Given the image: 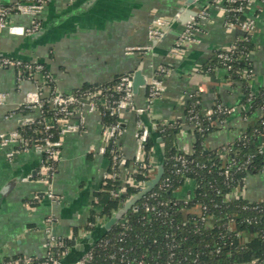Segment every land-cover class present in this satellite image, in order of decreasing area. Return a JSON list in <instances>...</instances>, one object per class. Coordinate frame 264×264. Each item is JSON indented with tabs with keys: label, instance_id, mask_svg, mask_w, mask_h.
Listing matches in <instances>:
<instances>
[{
	"label": "crops",
	"instance_id": "crops-1",
	"mask_svg": "<svg viewBox=\"0 0 264 264\" xmlns=\"http://www.w3.org/2000/svg\"><path fill=\"white\" fill-rule=\"evenodd\" d=\"M17 1L32 0H0V7ZM82 1L44 0L36 15L8 13L5 18L8 24L48 26L34 39L0 28V58L9 55L42 64L51 75L56 91L62 94L73 93L85 85L100 87L137 69L148 82L158 65H166L161 95L148 104L146 86L134 97L136 106L148 104L146 112L126 110L120 115L121 131L116 145L129 161L128 166H122L124 174L132 172L135 166V133L139 121L145 126L151 122L176 123L175 148L192 152L198 136L186 118V107L193 98L198 100L202 115L208 114L216 103L232 109L204 137L206 150L233 141L260 117V110L247 116L241 114L245 109L241 80L231 79L224 67H208L217 52L229 49L244 37L239 27L228 24L224 1L196 0L191 5L198 14L204 11L205 15L203 18L197 15L195 19L194 40L184 43L174 54L170 53L177 41L174 34L153 45L148 31L154 20H170L186 0H93L88 8H82ZM242 15L253 22L250 35L253 49L248 54L252 70L249 85L256 91L264 89V0H251ZM172 30L181 32L183 27L174 24ZM144 46L150 49L128 50ZM18 71L16 66L0 64V95H4L0 99V134L17 129L25 118L40 116L38 110H21L28 91L39 89L43 97L49 94L42 72L21 77ZM80 120L79 130L61 134L56 170L48 178L40 173L41 152L33 148L17 150L15 143L0 145V192L12 178L25 177L6 196L0 197V262L16 256L45 257L49 233L56 239L70 238L75 244L91 232L85 226L95 193L102 188L108 174L110 159L105 150L99 109L89 111L84 106L81 114L70 118V122ZM260 146L264 152V140ZM10 152L12 156H8ZM155 160L152 156L153 165ZM192 188V182H188L176 195L186 196ZM232 196L250 201L263 199L264 166L262 171L247 174ZM78 255L72 253L69 260Z\"/></svg>",
	"mask_w": 264,
	"mask_h": 264
},
{
	"label": "trees",
	"instance_id": "trees-1",
	"mask_svg": "<svg viewBox=\"0 0 264 264\" xmlns=\"http://www.w3.org/2000/svg\"><path fill=\"white\" fill-rule=\"evenodd\" d=\"M226 15L230 22L245 19L242 13L229 11ZM252 49L250 36L236 42L229 52L232 61L228 72L231 79L242 82V104L245 109L241 114L247 116L260 110V117L233 141L217 149L206 150L202 143L204 137L217 128L219 120H224L227 116L213 112L208 118L200 114L199 104L193 98L188 102L186 110L194 108L199 115L198 125L193 129L198 139L193 144L192 152L186 154L173 144L178 125H157L164 156L160 182L96 241L84 264H264V198L250 201L229 196L247 174L262 171L264 166V152L260 150V141L264 140L261 136L264 129V89H250L251 75L247 74L251 66L247 55ZM214 66H222L216 55L208 65L209 68ZM42 73L46 74L44 66ZM119 77L99 87V98L105 97L111 103L122 96L121 92L114 89ZM47 84L49 96L54 92L55 85L50 79ZM89 89L95 87L85 85L77 91ZM98 109L101 122L117 121V116L110 115L103 104H99ZM21 110L29 111L25 106ZM49 115V105L45 103L41 116L18 127V131L24 139L29 140L30 145L32 141L39 142L46 136L52 140L58 138L56 128H44V118ZM188 115L186 111V116ZM144 151L146 161H151L155 155L150 136ZM179 154H184L186 158V166L182 172L176 171V168L181 167L175 159ZM128 164L129 161L126 160L125 166ZM54 166L56 168V163ZM123 170V167L110 161L102 188L95 193L92 202L88 224L85 226L87 231H92L95 223L109 218L155 173V167L149 170L134 166L133 171L128 174H124ZM166 179L167 185L163 184ZM188 182L193 184L189 196L178 197L176 192ZM62 240V246L52 248L53 255L59 260L62 252L73 244L70 238ZM17 258L21 259L19 264H25L23 256L13 257ZM7 260L9 259L5 261ZM29 264L37 263L33 260Z\"/></svg>",
	"mask_w": 264,
	"mask_h": 264
},
{
	"label": "built area",
	"instance_id": "built-area-1",
	"mask_svg": "<svg viewBox=\"0 0 264 264\" xmlns=\"http://www.w3.org/2000/svg\"><path fill=\"white\" fill-rule=\"evenodd\" d=\"M216 3L223 2L225 3V9L227 12L231 11L233 13H242L243 9L246 4H248L251 0H214ZM237 3V4H235ZM44 0H32L30 2H21L17 1L13 4L2 6L0 7V28H6L9 33L15 35H25L30 32L35 31L38 28L37 24H34L31 27H25L22 25L16 24H8L6 23V15L10 12H17L21 14H30L36 15L41 8L43 7ZM205 12L202 11L198 14V18H203ZM169 24V20H162L156 19L153 21L152 25L149 27V37L150 39L155 40L159 38L163 32V27L165 28ZM230 25H236L244 32V37L242 39H247L248 36L252 34L253 31V22L249 19L238 20L236 22L228 21ZM196 28L195 21L190 23L189 25L183 27V30L180 32L179 36L177 37L176 43L173 45L170 53L174 54L179 48L183 46L184 43L187 41L194 40L193 32ZM150 49V46L144 47H131L128 50H140V51H147ZM233 50V45L227 50H220L217 52L216 56L222 62V66L225 69H231L230 62L232 61L231 52ZM248 58V55H247ZM0 64L2 66H16L19 70V75L21 77H30L33 72H42L43 65L36 62H23L20 60H13L10 58H0ZM168 67L164 64H160L157 66V70L154 76L148 81L147 83V94L146 100L149 104L155 98L159 97L163 91V81L162 77L167 72ZM27 73V76H26ZM252 75V70H248L247 76ZM46 82L50 79L52 81V77L49 73L44 74ZM132 74H124L121 75L118 79V82L114 86L116 91L122 93V96L117 99L108 103L105 97H100L101 91L99 87H95L92 90L86 91H74L70 94H62L57 92L56 89L54 92L47 97L45 100L41 91L39 89L28 91L25 94V103L24 106L29 110H38L40 116L43 113L45 103L49 105L50 115L44 118V128L46 130L56 128L58 132L57 139H51L49 136L43 137L40 139L39 142H31L29 144V140L24 139L21 133L17 129L11 130L9 132L1 133L0 134V145H8L10 143H15L17 150H26V149H36L42 153V158L40 161V173L43 178L50 177L56 170L54 163H56L61 142L60 136L61 134L68 132V131H77L81 128V120L78 122H70V118L74 115H79L82 112L83 107L85 106L89 111H94L98 109L99 104H103L104 108L109 112L110 115H116L117 121L114 123H103L102 124V134L103 138L106 142V152L110 161L118 164L120 167L125 166L126 159L125 157L119 152L116 140L121 131V119L120 115L122 112L126 110H133L138 114H142L146 112L148 109V104L146 107H139L136 106L134 103L133 93H132ZM4 95H0V99H3ZM196 104L198 100L194 98ZM232 109L228 106H225L221 103H216L214 108L205 114L208 118L213 112L221 113L223 115L228 116L231 113ZM188 116H186L187 120L190 121L194 127L198 125V113L194 111V108H190L187 110ZM34 119H24L23 123L19 126L31 123ZM223 120H219L222 122ZM264 123V122H263ZM157 125V124H156ZM37 130H35V133ZM261 136L264 138V129L262 131ZM149 137V131L147 126H145L141 121L138 123V130L135 133V138L137 142L135 156H134V164L137 166L138 169H149L153 170L154 165L149 160L146 161L145 158V143ZM260 150L262 147L260 146ZM182 153L184 151L180 150ZM186 154V153H185ZM8 156H12V152L8 153ZM176 161H178L181 167L176 168L177 172H182L184 167L186 166V158L184 154H179L175 157ZM227 174V171H225ZM161 180V179H160ZM160 182V181H159ZM158 182V183H159ZM167 179L163 184L167 185ZM144 186V185H143ZM142 186V187H143ZM236 188L232 189L235 190ZM232 191L230 192L229 196H232ZM50 197L52 196L49 194ZM189 196V194H188ZM134 206V205H133ZM132 206V207H133ZM63 245L62 239H56L51 233H49L48 238V252L45 257L41 259L33 258V257H23V262L25 264H29L31 261L35 260L37 264H58L59 259H57L53 253L52 248L60 247ZM68 249H65L62 252V256H64ZM90 249L84 253L74 264H84L85 258L89 257ZM20 258L17 259H9L7 261L0 262V264H19L21 261ZM247 264V263H241Z\"/></svg>",
	"mask_w": 264,
	"mask_h": 264
},
{
	"label": "water",
	"instance_id": "water-1",
	"mask_svg": "<svg viewBox=\"0 0 264 264\" xmlns=\"http://www.w3.org/2000/svg\"><path fill=\"white\" fill-rule=\"evenodd\" d=\"M196 0H186L182 4L181 7L178 8V10L175 12L174 15L169 20V24L163 29V32L161 36L155 40L152 41L153 45L160 42L162 39H164L168 34H174L176 37L179 36L180 32H175L172 30V26L174 24H179L182 27H185L189 25L190 23L194 22L197 18L198 12L193 10L191 8V5ZM93 2V0H83L82 1V8H88V6ZM47 25H39L38 28L30 32L28 34H25L27 38L34 39L41 36V34L44 32ZM6 56L10 59L14 60H20V61H26L31 62L29 59H21V58H14L9 55H2ZM147 79L146 76L142 73L140 69H137L133 71L132 73V93L133 98L138 93L139 89L142 87L147 86ZM24 119L20 122V125L23 123ZM19 125V126H20ZM149 136L153 140L154 144V154L156 157L154 167H155V173L153 177L149 180H147L144 183V186L134 195H132L130 198H128L120 208H118L117 211H115L109 218L101 222L99 225H96L93 229V231L88 232L81 241L76 242L73 244L69 251L62 256V258L59 260L58 264H74L84 253H86L89 249H91L96 241L102 237L104 234H106L108 231L112 229V227L123 217V215L146 193H148L150 190H152L160 181L162 175H163V166H164V156L163 152L160 146V143L162 141V138L160 134L157 131V125L154 123H150L147 125ZM40 152V151H39ZM25 177L17 176L12 178L8 184L2 189L0 192V197H4L7 195L8 191L11 190L15 184L21 180H24ZM79 253V255L73 259H70V255L72 253Z\"/></svg>",
	"mask_w": 264,
	"mask_h": 264
}]
</instances>
